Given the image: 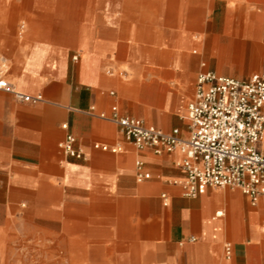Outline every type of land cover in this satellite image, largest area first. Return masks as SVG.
<instances>
[{"label":"crops","instance_id":"obj_1","mask_svg":"<svg viewBox=\"0 0 264 264\" xmlns=\"http://www.w3.org/2000/svg\"><path fill=\"white\" fill-rule=\"evenodd\" d=\"M0 55L44 98L0 90V235L53 238L54 264H264L263 199L187 197L180 151L138 149L100 117L116 106L188 138L201 72L264 73V0H0ZM69 133L85 159L62 150Z\"/></svg>","mask_w":264,"mask_h":264},{"label":"built area","instance_id":"obj_2","mask_svg":"<svg viewBox=\"0 0 264 264\" xmlns=\"http://www.w3.org/2000/svg\"><path fill=\"white\" fill-rule=\"evenodd\" d=\"M6 73V61L0 55V90L19 101L38 103L44 99L42 95L22 93ZM112 112L111 117L105 113L100 117L116 123L126 142L136 148L151 149L156 154L180 151L184 155L179 167L185 179L180 184L187 197L197 198L214 187L240 190L254 205L264 200V73L237 79L210 70L201 72L195 99L188 107V138H183L179 129L166 133L141 119L120 116L116 106ZM63 128L68 130L69 125ZM76 142L69 133L61 148L70 158L85 159ZM93 147L112 153L124 150L121 145L102 143ZM138 167V180L148 178L141 162ZM231 252L232 246L227 245V256Z\"/></svg>","mask_w":264,"mask_h":264},{"label":"rangeland","instance_id":"obj_3","mask_svg":"<svg viewBox=\"0 0 264 264\" xmlns=\"http://www.w3.org/2000/svg\"><path fill=\"white\" fill-rule=\"evenodd\" d=\"M16 235L8 230L0 235V245L6 251L2 255L5 264H54L55 254L44 250L53 245V238L44 237L42 233H37L36 237L18 238Z\"/></svg>","mask_w":264,"mask_h":264}]
</instances>
